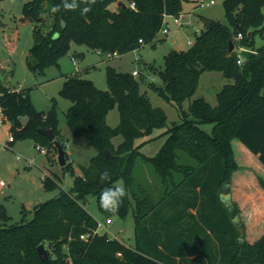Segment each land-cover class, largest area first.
Returning <instances> with one entry per match:
<instances>
[{
	"label": "trees",
	"instance_id": "1",
	"mask_svg": "<svg viewBox=\"0 0 264 264\" xmlns=\"http://www.w3.org/2000/svg\"><path fill=\"white\" fill-rule=\"evenodd\" d=\"M119 1L96 0L84 15L79 9L52 13L61 0L25 2L23 18L35 24V40L27 56L29 68L45 73L49 65L58 64L72 40L102 52L135 49L157 37L165 13L183 10V0H134L136 8ZM114 2L117 7L110 8ZM223 5L228 23L209 18L210 24L187 49H171L165 54L164 68L150 65L161 84L152 81L149 87L171 102L180 117L164 130L167 138L156 155L142 153L141 144H135L136 138L151 136L155 129L168 125L165 109L153 105L141 89L142 72L137 78L132 72L108 66L107 89L90 78H66L60 93L71 100L65 111L67 123L97 153L78 174L67 160L62 167L74 174L73 185L36 204L31 219L9 223V214L0 206V264H264V232L254 242L241 240L223 198L237 167L234 138L264 165V42L256 43V36L264 38V0H223ZM45 12L53 17L46 30L41 25ZM239 33L241 38H237ZM231 38L235 48L230 52ZM241 45L251 50L239 51ZM208 70L221 71L234 81L218 91L217 104L200 96L186 107L184 102L193 97L202 73ZM0 105L14 141L31 138L56 155L55 140L38 130L46 127L54 129L55 139L65 147L55 107L38 109L27 89H12L1 80ZM115 105L120 121L112 126L107 116ZM20 116L29 118L27 125ZM204 123L213 124L211 131L202 127ZM118 134L123 140L116 145L113 138ZM186 154L195 163L186 162ZM138 158L151 163L160 176V198L136 182ZM105 170L109 175L101 180ZM120 179L127 196L116 213L124 218L133 209L135 246L100 232L99 220L86 207L88 196L95 195L99 210L110 217L113 213L100 206V195L120 184ZM45 184L51 187L57 180L47 176ZM156 191L161 189L156 187ZM82 234L88 236L82 238ZM41 243L49 252L47 261L39 255Z\"/></svg>",
	"mask_w": 264,
	"mask_h": 264
},
{
	"label": "rangeland",
	"instance_id": "2",
	"mask_svg": "<svg viewBox=\"0 0 264 264\" xmlns=\"http://www.w3.org/2000/svg\"><path fill=\"white\" fill-rule=\"evenodd\" d=\"M27 1L0 2V79H4L12 89H27L38 109L48 111L55 107L59 117L60 135L65 142L67 160L72 163L75 174L82 173L84 167L91 163L97 149L84 136L74 135L67 123L65 111L71 100L60 93L67 75L92 78L98 87L107 89L108 66L132 73L135 69H140L144 77V81H141L142 91L147 92L153 105L164 108L168 115L166 127L155 129L151 136L135 139V144H141L142 153L153 156L158 153L167 138L164 130L174 122L180 121V117L177 108L171 102L149 87L154 78H156L154 82L161 84L158 73L153 71L150 65L164 68L165 54L171 49H187L205 28V20L213 18L228 23L223 0H215L214 3L204 5L198 4V0H183V10L178 14L170 13L166 17L169 32L160 31L151 42L108 57L100 48L72 40L58 64L49 65L45 73H36L27 64L29 49L35 40L34 22L23 18V7ZM123 1L126 4L131 2ZM116 7V2L110 4V8ZM176 16L180 17L179 24L174 22ZM52 18L49 12L44 13V24H41L44 30L50 26ZM263 42L264 38L256 36L257 45ZM73 56L76 57V62ZM136 77L140 78V74ZM233 81L224 77L221 71H204L196 93L184 104L187 107L194 98L203 96L215 105L218 102V91L223 85ZM107 120L112 126L119 123L120 113L117 105L110 109ZM9 125L10 121L6 117L0 127V206L5 207L10 216L9 223H12L31 219L36 204L59 195L63 189L69 190L73 185L74 174L64 171L58 153L55 158L48 153H42L39 144L31 138L8 143ZM202 127L211 131L213 124L204 123ZM151 137L154 138L149 139ZM122 140V134L113 138L116 145ZM232 144L237 167L231 173L229 191H224L223 195L228 200L232 216L236 217L241 233L240 239L252 242L264 231V176L260 172L262 167L259 158L249 149L250 152L247 151L239 139L234 138ZM184 159L188 163H195L187 154ZM49 175L57 180V184L51 187L45 184V178ZM134 177L137 183L151 190L156 199L161 197L163 191L161 178L151 163L138 158ZM119 183L124 185L123 179H120ZM156 187L161 191L157 192ZM86 207L99 221L104 222V226L99 229L100 232H107L110 237H117L131 246L136 245V224L132 208L124 218L113 213L110 215V221H107L106 215L99 210L95 195L88 196Z\"/></svg>",
	"mask_w": 264,
	"mask_h": 264
},
{
	"label": "clouds",
	"instance_id": "3",
	"mask_svg": "<svg viewBox=\"0 0 264 264\" xmlns=\"http://www.w3.org/2000/svg\"><path fill=\"white\" fill-rule=\"evenodd\" d=\"M96 3V0H61V4L51 9L52 13L60 12L61 9L65 11L80 10L81 15H84L91 11V6ZM84 5V7H81ZM109 172L105 170L101 173L100 179H107ZM127 196V190L125 186L120 183L114 187L105 189L100 195V206L107 212L116 213L119 207L123 203L124 198Z\"/></svg>",
	"mask_w": 264,
	"mask_h": 264
},
{
	"label": "water",
	"instance_id": "4",
	"mask_svg": "<svg viewBox=\"0 0 264 264\" xmlns=\"http://www.w3.org/2000/svg\"><path fill=\"white\" fill-rule=\"evenodd\" d=\"M119 3H122L124 6H126V3L123 2L122 0L119 1ZM209 24H210V21L205 20V25H209ZM234 48H235L234 40L231 38V39H229V48L228 49L231 52L232 50H234ZM20 119L23 122L24 126L27 125V123L29 122V118L27 116H20ZM38 130L41 133L45 134L49 138L50 141L55 140V143H56L57 148H58L59 162L61 165H65L67 162L66 150H65L64 146L58 140L55 139L56 134H55L54 129L53 128H46V127H39ZM109 153H110V151L108 149H106V154L109 155ZM223 198H224V195H223ZM224 200L227 204L228 200H226L225 198H224ZM234 222L236 224H238L236 217H234ZM38 252H39V255H40L42 260H44V261L49 260L50 255H49V252H48L44 243H41L38 246Z\"/></svg>",
	"mask_w": 264,
	"mask_h": 264
},
{
	"label": "built area",
	"instance_id": "5",
	"mask_svg": "<svg viewBox=\"0 0 264 264\" xmlns=\"http://www.w3.org/2000/svg\"><path fill=\"white\" fill-rule=\"evenodd\" d=\"M198 1H199L198 4H200V5H204V4H209V3H214V2H215V0H209V1H206V0H198ZM130 5H131L133 8H136V2H135L134 0H132V1L130 2ZM168 14H169V13H165V14H164L163 24H162V27H161V29H160V31L163 32V33H168V32H169V29H170V27H169V22L166 20V17L168 16ZM174 22H175L176 24H179V23H180V17L176 16V17L174 18ZM242 36H243L242 33H239L238 36H237V38H241ZM191 41H192V40H191ZM243 50H251V49L248 48V47H246V46H244V45L239 46V51H243ZM101 52H102V51H101ZM106 55H107L108 57H114L115 55H118V51L106 52ZM73 60H74V62H76L75 58H73ZM239 61H240V60H239ZM140 73H141L140 69H135V70L133 71V74H134L135 76H136V75H139ZM6 117H7V116H6V114L4 113L3 108H2L1 105H0V127L2 126L3 121L6 119ZM12 142H14V135H13V133H11V132L9 131V139H8V143H12ZM8 145H10V144H8ZM39 149H40L41 152H46V148L43 147V146H40V145H39ZM107 221H110V217H107ZM103 226H104V222H103V221H99V222H98V230H99L101 227H103ZM87 236H88V234H82V235H81L82 238H86Z\"/></svg>",
	"mask_w": 264,
	"mask_h": 264
},
{
	"label": "crops",
	"instance_id": "6",
	"mask_svg": "<svg viewBox=\"0 0 264 264\" xmlns=\"http://www.w3.org/2000/svg\"><path fill=\"white\" fill-rule=\"evenodd\" d=\"M196 1H197V0H196ZM73 58H75V60H76V57H75V56H73ZM68 76H70V75H67L66 78H67ZM66 78L64 79V81L66 80ZM90 79H92V78H90ZM155 79H156V78H154L153 81H155ZM0 80H1L3 83H5V84L7 85V83H6V81H5L4 79H3V80L0 79ZM92 80H93V79H92ZM93 81H94V80H93ZM142 81H144V77H143V80H142ZM63 83H64V82H63ZM8 86H9V85H8ZM9 87H10V86H9ZM16 90H20V89H16ZM35 106H36V105H35ZM69 106H70V105H69ZM69 106H68V107H69ZM36 107H37V106H36ZM41 110H44V109H41ZM9 126H10V125H9ZM9 129H10V127H9ZM12 143H13V142H12ZM12 143H11V144H12ZM243 144H244V143H243ZM243 144H242V145H243ZM35 145H36V144H35ZM244 145H245V144H244ZM244 145H243V146H244ZM244 148H245L247 151L250 150L246 145L244 146ZM248 149H249V150H248ZM249 152H250V151H249ZM42 153H47V152H42ZM251 153H252V151H251ZM48 154L55 158V155H53L52 153H48ZM252 154H253V153H252ZM254 156H257V155L255 154ZM257 157H258V156H257ZM260 162H261V161H260ZM262 165H263V164H262V162H261L262 170H261L260 172H262V174H263V176H264V167H263L264 165H263V166H262ZM49 176H50V175H49ZM263 232H264V231H263ZM261 234H262V233H261ZM261 234H260V235H261ZM260 235H259L257 238H259ZM257 238H255L254 240H252V242H254Z\"/></svg>",
	"mask_w": 264,
	"mask_h": 264
}]
</instances>
